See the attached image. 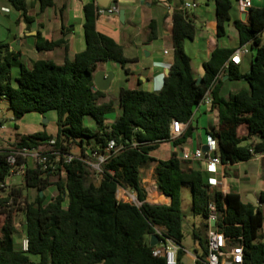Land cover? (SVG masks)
I'll return each mask as SVG.
<instances>
[{"label": "trees", "instance_id": "1", "mask_svg": "<svg viewBox=\"0 0 264 264\" xmlns=\"http://www.w3.org/2000/svg\"><path fill=\"white\" fill-rule=\"evenodd\" d=\"M40 11L55 6V0H37ZM177 6L173 12L174 62L163 88L159 92L142 88H123L120 92L121 113L112 124L107 115L114 111L113 100L100 103L107 92L95 90L94 75L100 63H120L127 74L133 59L125 55L124 47L113 37L97 29L98 0L84 5V36L86 49L73 58L67 57L59 64L52 60L38 59L31 68L20 63L19 75L13 77V61L18 52L7 42L0 41V99H7L14 119L37 112L45 115L51 110L58 114V132L47 131L22 135L11 148L0 149V264H167L164 257L154 253L151 236L156 228H164L170 237L183 247L185 238L183 222L184 185H190L193 193L194 215L203 217L209 230L211 204L215 206L219 231L230 237V243L244 245V264H264V215L253 202L243 201L233 190L212 189L208 177L200 169L184 170L176 153L169 159H158L153 152L163 143L182 145L195 128L192 126L196 108L210 91L211 108L217 111L219 125L209 135L218 142L215 155L223 164L239 163L264 151V6L251 7L250 21H237L240 44H248L252 52L250 69L239 72V65L226 64L234 54L231 48H216L204 63L205 74L197 83L192 57L186 51L185 42L193 40L197 26L187 10L184 0H173ZM217 14L219 36L226 32L236 0H213ZM22 13V19L30 25L34 17L29 14L27 0H8ZM157 38L152 27L148 41ZM63 41H41L40 50H53ZM228 80H242L244 87L237 93L224 94ZM87 116L95 122V128L85 123ZM179 120L184 128L176 138L171 136V124ZM247 125L249 134L239 135V128ZM253 135L258 142L243 145ZM54 139V149L61 153L59 171L65 174L58 181L54 173L44 174L39 169H28L25 187L38 191L25 206L24 232L29 238V251L16 246L19 228L15 222V209L7 202L14 196V203L22 195V188L13 186L8 197L1 196V185L10 174L6 161L12 150L36 148ZM111 141L116 150L101 164L100 181L91 180V166L87 163L94 153H105ZM75 146L80 153H74ZM119 148V149H118ZM253 150V152H252ZM65 154L75 155L65 162ZM207 154V153H206ZM21 162L22 159L19 158ZM155 165L159 190L171 196V204H152L147 201L148 192L143 184L142 169ZM56 186L58 193L48 199L47 189ZM119 187L136 193L140 205L120 201ZM42 193L44 196H42ZM156 189L152 197H158ZM165 198V195L162 196ZM264 200V197H263ZM241 238V239H240ZM207 242L208 236H200ZM205 256L208 249L205 248ZM32 255H39L33 261ZM180 261L185 257L183 248Z\"/></svg>", "mask_w": 264, "mask_h": 264}, {"label": "crops", "instance_id": "2", "mask_svg": "<svg viewBox=\"0 0 264 264\" xmlns=\"http://www.w3.org/2000/svg\"><path fill=\"white\" fill-rule=\"evenodd\" d=\"M90 1L91 0H55L54 7H49L41 12L39 1L27 0L29 14L34 17V21L28 25L22 19V13L20 11L15 10L16 12L13 16L10 15L14 8L10 5L8 0H0V3H3L0 9V27L1 30L5 31V33L0 35V41L9 43L12 46V49L18 52L19 58L15 60V62L19 65L20 63H23L28 68H31L33 62L38 59L52 60L56 63L62 64L67 57L73 58L77 53L86 49L84 36V5ZM196 1L199 5L195 10H200L201 12L190 15L189 10L187 11L191 19L194 20L196 26L198 21L200 19L202 20L203 27H205L204 32H207V36H199V29L197 26V34L195 38L193 40H187L185 42V48L188 53V50H190V52H194L195 56H197L198 70L195 71L193 63L194 57L189 53L192 57V66L196 76L202 78L205 74L204 63L210 59L216 48H231L236 51L241 46L239 32L236 27L237 21L249 23L250 14L247 13L246 18H244L245 12L240 9V4L236 0L232 17L226 23V32L223 36H219L217 31L215 2L213 0H204L207 5V8H205L201 6V0ZM113 2H116L119 11L125 9V22L120 20L119 11L114 14H99L97 19V29L121 43L124 47L125 55L134 61L128 65L130 73L127 74L124 72L125 74H122L121 77H119L117 91L112 93L110 91L113 82L116 79L115 74L109 90L106 91L108 93L105 98L108 100H105L104 102L113 100L108 97L110 94H118L120 96V92L123 88H142L144 90L159 92L163 88L164 80L166 76H168V70L171 69L174 62L173 12L177 6L176 2L173 0H112L109 7L112 6ZM253 5L256 7H262L264 6V1L253 0ZM209 14L210 17L206 19L205 16ZM13 24H16L18 27V32L15 34L11 33ZM152 27L157 32V38L153 41H148ZM230 28H236L237 34L231 35L229 33ZM226 36L230 37L232 41L231 45L223 44L222 37ZM46 40H60L63 41V45L50 51L38 49L37 44ZM202 40H205L206 43ZM248 47L249 52L243 56L242 63L238 66L241 74L247 72L251 67L253 56L249 45ZM111 63L112 62L100 63L98 70H105L106 72L112 71ZM122 70L124 71V69ZM228 79L229 76L228 78H226V76L224 77V81H226L223 89L224 94L237 93L244 87L242 80ZM3 100H6L9 105L7 99H0V101ZM40 115H42L41 117L44 116L43 114ZM115 119H108V123L112 124ZM2 125L3 129H6L3 120ZM218 125L217 111L212 109L210 105L200 104L195 110L192 122V126L195 128L192 137L184 144L178 146H175L171 142L163 143L161 147L166 146L168 148L167 157L157 156L154 154L155 151L153 152V155L158 159H169L174 153L180 157L184 150L194 151L197 148H206L207 154L204 159L182 160L183 169L187 171H190L191 169H200L206 174L208 180L212 177L216 178L217 184H212V189L233 190L239 193L245 202L250 201L254 203L253 199L256 198L259 201V208L264 215V151L256 153L247 161L235 164L222 163L219 165L218 172L216 173H210L207 171L206 159L209 155V133L214 128H217ZM37 128L39 129L29 131L17 127L16 135L20 138L22 135L43 131L40 127ZM50 134L55 135L53 133ZM248 134V126L246 124L242 125L239 128V135L247 136ZM4 135L5 132L1 130L0 136ZM258 141H260V138L257 135H253L249 140L244 141L243 145ZM143 171L144 169H142V172ZM151 171L152 172H148L143 178L144 186L148 181L147 178H152L153 172L155 173V166ZM63 175L65 177L64 173ZM145 188L148 192V202L152 204H171V196L159 191L156 180L153 188L157 190L159 194L158 197H152L148 188ZM164 195L165 198H162ZM208 223L209 229H211L210 218L208 219ZM200 236H202V234L195 230V245L193 250L183 245L182 248L186 255V261L192 262L194 257L203 256L205 254V248L208 249L207 242L200 240ZM261 236L264 239V227L261 231Z\"/></svg>", "mask_w": 264, "mask_h": 264}, {"label": "built area", "instance_id": "3", "mask_svg": "<svg viewBox=\"0 0 264 264\" xmlns=\"http://www.w3.org/2000/svg\"><path fill=\"white\" fill-rule=\"evenodd\" d=\"M240 4V9L247 13L248 9L253 6V0H237ZM198 2L196 0H184L183 8L185 10L196 9L198 7ZM106 10H109L112 14L114 12H118L119 8L117 6H110L108 8H101L99 10L100 15L107 14ZM249 52V47L247 44L241 45L231 56L227 64L226 68L229 67L230 63H234L235 65H240L243 60V56ZM212 102V96L210 91L206 93L202 102L200 104L210 105ZM3 129L2 119H0V131ZM184 128L182 123L174 119L171 124V136L176 138L180 136L183 132ZM55 140L52 139L49 142L43 143L39 147L36 148H23L21 150H12L8 153L6 161L10 165V174L6 181L1 185V196L8 197V194L12 191V185L10 184L11 178H22L25 180L28 169H39L44 174L48 173H57L59 171V165L61 159V153L54 149ZM208 146H209V155L207 157V171L210 173L218 172L219 165L222 164V160L218 155H215L218 148V142L213 136H209L208 138ZM117 147L114 141H111L108 145L107 151L105 153H94L97 155L98 164L95 165L88 160L87 163L90 166H94L98 169V172H101V164L106 161V159L110 156L112 150H116ZM119 149V148H118ZM253 152V150H252ZM206 152L203 148H197L194 151H186L184 150L179 157L181 160H202L205 158ZM19 158L22 161H19ZM65 162H71L76 158L75 155L65 154L63 156ZM210 185L217 184L216 178L209 179ZM117 198L120 201L131 202L137 205H140L138 198L136 195H133L130 190L119 187L117 191ZM7 205L11 208L14 205V196H12ZM212 213L210 216V222L212 220L217 221V213L215 210V206L211 204ZM17 226V224H16ZM18 227V226H17ZM159 236V243L155 246L154 253L157 256L164 257L167 264H244V245L242 242H237L235 244H231L230 237L226 236V234L222 231L213 232L209 229L208 232V253L205 256L194 257L192 262H184L186 259V255L184 260L180 261V251L182 247L172 238L165 237L164 228L157 227L156 232ZM241 239V238H240ZM29 238L24 233L21 241L20 248L27 252L29 251Z\"/></svg>", "mask_w": 264, "mask_h": 264}, {"label": "rangeland", "instance_id": "4", "mask_svg": "<svg viewBox=\"0 0 264 264\" xmlns=\"http://www.w3.org/2000/svg\"><path fill=\"white\" fill-rule=\"evenodd\" d=\"M264 1V0H261ZM201 6L207 8V5L204 0L200 1ZM3 3H0V9L1 5ZM236 4V1H235ZM15 9L13 12L10 13L11 16L15 13ZM200 10H195V9H190L189 13L190 15H193L194 13H200ZM210 17V14L205 16L206 19ZM13 18V17H12ZM198 26V34L199 36H207V32H204L203 27V22L200 19L197 23ZM11 33L15 34L18 32V27L16 24L12 25L11 28ZM2 33H5L4 30H1L0 27V35ZM229 33L231 35H236L237 34V29L236 28H230ZM264 37V33L262 34ZM1 39V38H0ZM205 42V40H202ZM223 44L225 45H231L232 41L229 36L222 37ZM206 43V42H205ZM191 53L194 63V70H198V58L195 56L194 52ZM112 71L116 74V79L113 82V86L111 88L112 93H115L117 91V86H118V80L121 75L125 74V70L123 71L122 68L118 65V63H111ZM20 71V65L13 61V77L16 78L19 75ZM143 79V77H142ZM136 80V79H135ZM133 80V81H135ZM136 85V84H134ZM225 91V90H224ZM108 93V92H107ZM109 98L113 99L115 102V109L114 111L110 112L107 117L109 119H115L120 113H121V107H120V96L118 94L116 95H111L108 96ZM105 100H108L105 97H102L99 102H104ZM41 113H28L25 116H23L19 120L14 119V113L13 110L10 109L8 102L6 100L0 101V119L3 120V124L6 126V129H1L3 132H5L4 136H0V149L3 148H11V144L14 143L15 141L19 140L20 138L16 135L17 127H20L22 130L27 129L29 131H32L33 129H39L37 127H40L43 129V131H47L49 133L57 134L59 126H58V114L57 111L51 110L47 112L43 117L40 115ZM13 119V120H12ZM85 123L89 125L92 128H95V123L94 120L92 119L91 116H87L85 119ZM1 132V131H0ZM36 133V132H33ZM31 133V134H33ZM17 136V137H16ZM74 153L79 154L80 153V148L78 146H75L74 148ZM168 153V148L166 146H162L159 150L155 151L154 154L157 156L161 157H167ZM90 160L93 164L97 165L98 164V158L97 155L92 154L90 157ZM155 165H151L149 167L144 168V171L142 172L143 178L147 175L148 172H152L153 167ZM60 178H64L63 174H54L52 179L54 181H58ZM91 180L95 181L98 183L100 181V173L98 172V169L95 168L94 166H91V175H90ZM148 181L145 183V187L148 188L149 192L153 189L155 186V180L156 176L155 173L153 172L152 178H147ZM10 184L12 186H17L22 188V195L20 198H18V201L14 203L12 206L16 211H15V222L19 228V232L16 235V246L17 248L20 247V241L24 235V221H25V206H26V201L33 200L38 191L35 189H28L25 187V180L22 178H11ZM160 191V190H159ZM47 194H48V199L50 200L52 197L57 195L58 189L56 186L50 187L47 189ZM133 195H136L135 192L130 191ZM137 196V195H136ZM182 196H183V212H184V222H183V229H184V234L185 238L183 240V245L189 249H194L195 245V238H194V232L195 230L202 234V237L204 236L205 238L208 235V230L204 227L205 219L201 216H196L193 213L192 206H193V193H192V188L190 185H184L183 190H182ZM156 200V199H155ZM31 259L33 261H39L40 256L39 255H32Z\"/></svg>", "mask_w": 264, "mask_h": 264}, {"label": "water", "instance_id": "5", "mask_svg": "<svg viewBox=\"0 0 264 264\" xmlns=\"http://www.w3.org/2000/svg\"><path fill=\"white\" fill-rule=\"evenodd\" d=\"M111 1L112 0H98L99 4L101 6H103L104 8H108ZM112 6H117L116 2H113ZM106 13L112 14L111 12H109V10H106ZM114 13H118V12H114ZM247 13H249V14L251 13V8L248 9ZM247 13L244 14V18H246ZM119 15H120V20L122 22H125V9H121L119 11ZM118 64L120 65V63H118ZM169 71L170 70H168V74H169ZM114 77H115V73L113 71L106 72L105 70H98L94 75V83H95L94 89L95 90L100 89L103 91L109 90ZM226 78H228V76H226ZM201 81H202V78H199L197 83L199 84V83H201ZM204 150H205V152H207L206 148H204ZM42 196H44L43 193H42ZM253 201L256 205V212H258L260 209L259 208L260 207L259 201L256 198H254ZM210 226H211V231H213V232L218 231V226H217L216 220H212L210 222ZM158 243H159V236L157 234H153L151 236V245L156 246ZM185 262H186V260H185Z\"/></svg>", "mask_w": 264, "mask_h": 264}, {"label": "bare ground", "instance_id": "6", "mask_svg": "<svg viewBox=\"0 0 264 264\" xmlns=\"http://www.w3.org/2000/svg\"><path fill=\"white\" fill-rule=\"evenodd\" d=\"M162 201V200H161Z\"/></svg>", "mask_w": 264, "mask_h": 264}]
</instances>
